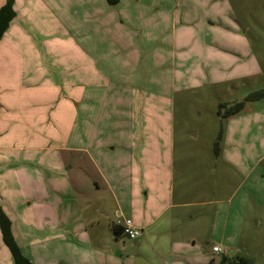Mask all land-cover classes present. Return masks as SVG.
Listing matches in <instances>:
<instances>
[{
    "label": "crops",
    "instance_id": "obj_1",
    "mask_svg": "<svg viewBox=\"0 0 264 264\" xmlns=\"http://www.w3.org/2000/svg\"><path fill=\"white\" fill-rule=\"evenodd\" d=\"M185 1L14 0L15 17L0 39V135H23L27 147L0 146V208L33 264H67L73 247L92 254L89 263L70 264H101V255L108 261L109 239L124 236V219L141 229L135 245L153 247L161 260L208 264L214 246L237 236L249 205L264 206L257 189L264 98L235 115L217 113L224 125L213 163L225 185L210 186L204 177L200 186L187 162L176 176V94L226 83L217 98L231 103L239 86L230 82L252 77L224 76L229 54L198 42L197 20L183 12L192 1ZM35 14L46 17L45 33ZM190 19L194 25L185 27ZM51 67L62 81L42 79ZM4 183L29 191L16 197V209L2 197ZM193 206L200 208L188 210Z\"/></svg>",
    "mask_w": 264,
    "mask_h": 264
},
{
    "label": "rangeland",
    "instance_id": "obj_2",
    "mask_svg": "<svg viewBox=\"0 0 264 264\" xmlns=\"http://www.w3.org/2000/svg\"><path fill=\"white\" fill-rule=\"evenodd\" d=\"M45 1V0H43ZM174 2L175 0H168ZM186 2L185 0H183ZM189 7H183V12L190 14L195 22L197 30L195 36L198 37V42L208 46L209 50H216L223 53H228L225 56V64L231 67L230 74L225 72L224 76L235 77L237 75L247 76L245 73H252V77L247 84H242V81H231V85L239 86L233 91V95L229 98L231 102L242 100L245 93H251L256 90L264 88V0H190ZM21 3V0L19 4ZM193 6L192 10L190 9ZM167 8H173L174 4H167ZM38 21L39 27L37 29L45 33L46 25L45 16L35 14L33 16ZM188 18V19H189ZM45 19V20H44ZM41 20H44L41 22ZM179 23V19H178ZM181 24V23H179ZM178 24V25H179ZM185 27L193 26L191 21L183 23ZM35 47L43 49L42 43L36 42ZM255 60H254V59ZM41 75L42 79L49 76L53 82L62 81L63 75L61 72L51 67ZM254 71L257 73L255 74ZM218 74H215V77ZM254 75V76H253ZM35 76H38L37 74ZM209 76V74H208ZM211 76V74H210ZM26 77L33 79L31 74H26ZM222 86L209 87L205 86L199 89H192L177 93L175 97L174 107V131H175V169L176 176L179 174V166L183 162L190 163L192 169L190 174L196 182L208 179V185L219 186L225 185L223 170L218 163H213V149L214 142L218 131L223 127L224 122L218 119L217 109L219 101L218 93L222 94ZM246 94V95H247ZM245 95V96H246ZM244 96V97H245ZM261 106L264 107V99L261 101ZM264 119V117H263ZM74 128L77 129V121L74 122ZM264 124V122H263ZM258 142L261 143L264 152V126L258 132ZM23 135L19 138L13 136L12 138L0 135V146L2 144H9L13 147H27V141ZM42 140V139H41ZM47 144V142H44ZM38 154L36 161L40 163L45 162V158ZM211 166H209V165ZM206 166V167H205ZM264 167V161L258 167L260 170ZM205 175V176H204ZM178 180V177L176 178ZM192 180V179H191ZM224 181V182H223ZM232 181V180H231ZM2 184V197L7 199L9 207H14L18 203L16 197L22 194L29 193L27 189L19 188L11 184ZM258 190L264 192V179L257 187ZM5 191V192H4ZM28 191V192H27ZM224 193V192H222ZM210 194V192H209ZM211 195V194H210ZM11 196V197H10ZM251 203L249 209L246 211L247 216L242 228L238 229L237 236L234 234L231 238V243H219L222 250H227V257L233 258L241 256L250 264H264V206L258 207ZM199 206L190 207L188 210H198ZM208 211H213L212 206L205 207ZM4 210V209H3ZM206 210V212L208 213ZM5 212V211H4ZM138 238V237H137ZM137 238L129 239L125 236L119 238L115 243L109 239L108 246V261L105 256L101 255V264H189L186 259H178L169 257L161 260L154 255L153 247L149 245L141 246L135 245ZM140 239V238H139ZM211 241L209 248L211 247ZM226 245V246H224ZM228 246V248H227ZM203 244L197 246L200 252L203 251ZM43 249V248H42ZM42 249L40 250L42 255ZM5 250V252L3 251ZM47 255L50 256L49 249ZM70 253L69 259L65 263H75L78 260L87 259L92 254L91 249L82 247H73L68 250ZM161 251V250H160ZM158 252V250H156ZM193 252V251H192ZM207 253V251H206ZM68 256V255H67ZM209 259H214L218 263L221 254H211L208 252ZM53 258L48 260H53ZM0 264H13L12 256L8 248L2 241V256L0 257Z\"/></svg>",
    "mask_w": 264,
    "mask_h": 264
},
{
    "label": "trees",
    "instance_id": "obj_3",
    "mask_svg": "<svg viewBox=\"0 0 264 264\" xmlns=\"http://www.w3.org/2000/svg\"><path fill=\"white\" fill-rule=\"evenodd\" d=\"M108 4L114 5L119 0H106ZM14 0H4L3 5L0 6V39L8 29L11 21L15 17ZM264 98V88L248 93L242 100L231 103H219L217 113L221 117H228L239 113L245 102L255 101ZM223 136V128L218 131L216 140L214 142V154L217 155L219 151L220 142ZM0 233L4 245L8 248L13 264H33L30 259L24 255L20 246L16 242L12 232V222L10 217L0 208ZM114 233L118 235L117 229L114 228ZM208 264H214V261H210ZM218 264H250L246 259L242 257L228 258L226 255H222Z\"/></svg>",
    "mask_w": 264,
    "mask_h": 264
},
{
    "label": "built area",
    "instance_id": "obj_4",
    "mask_svg": "<svg viewBox=\"0 0 264 264\" xmlns=\"http://www.w3.org/2000/svg\"><path fill=\"white\" fill-rule=\"evenodd\" d=\"M122 234L129 239H135L141 235V229L133 226L130 219H124L122 222ZM213 252L225 254L226 250H222L220 247L214 246Z\"/></svg>",
    "mask_w": 264,
    "mask_h": 264
}]
</instances>
